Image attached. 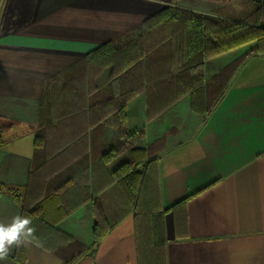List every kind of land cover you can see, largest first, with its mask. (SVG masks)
Instances as JSON below:
<instances>
[{"label": "crops", "instance_id": "crops-1", "mask_svg": "<svg viewBox=\"0 0 264 264\" xmlns=\"http://www.w3.org/2000/svg\"><path fill=\"white\" fill-rule=\"evenodd\" d=\"M224 6L239 9L240 0H0V185L23 187L33 164L42 161L35 158L33 141L43 131L38 122L49 80L73 79L83 69L85 54L108 42L121 44L125 35L167 7L210 15ZM246 48L207 60L205 80ZM95 81H82L88 83L86 98L74 105L94 97ZM57 125L48 132L50 146L71 144L72 154L111 140L117 128L119 143L102 157L108 172L99 170V181L92 177L96 186L127 175L130 150L145 147L149 133L176 126L159 160L163 207L189 197L185 225L175 229L171 213L165 216L166 264H264L263 56L245 61L204 118L190 111L184 96L148 121L141 93L104 127L89 123L88 110ZM82 190L85 194L88 187ZM89 205L85 202L64 219L73 235L86 241L93 224ZM16 215H21L19 204L0 194V223L8 224ZM23 247L24 263L15 259L13 246L0 264H60L28 240ZM73 264H137L133 215L127 214L92 253Z\"/></svg>", "mask_w": 264, "mask_h": 264}, {"label": "trees", "instance_id": "trees-1", "mask_svg": "<svg viewBox=\"0 0 264 264\" xmlns=\"http://www.w3.org/2000/svg\"><path fill=\"white\" fill-rule=\"evenodd\" d=\"M230 9L224 6L207 15L167 7L125 35L121 44L108 42L85 54L83 69L73 79L57 76L45 84L38 122L43 131L33 141L35 158L42 161L33 164L23 187L0 185V194H8L19 204L21 215L32 218L35 232L28 241L57 257L60 264H73L92 253L131 213L137 264H166L165 216L171 213L175 229L185 225L189 197L163 207L159 160L177 127L149 133L145 147L130 150L129 173L99 186L92 177L97 175L99 181L96 173L108 172L102 157L119 143L117 128L111 140L79 154H72L71 144L50 146L48 132L80 110H88L91 125L104 127L121 106L141 93L148 121L184 96L191 112L202 118L209 115L245 61L253 55L264 57V0H240L239 9ZM243 46L247 48L242 54L205 80L207 60ZM89 78H96L94 97L74 105L79 97L80 102L86 98L88 83L82 81ZM67 104L70 109L58 112L59 106ZM87 201L93 224L86 241L74 236L64 219ZM23 245L15 251L19 263L25 260Z\"/></svg>", "mask_w": 264, "mask_h": 264}, {"label": "clouds", "instance_id": "clouds-1", "mask_svg": "<svg viewBox=\"0 0 264 264\" xmlns=\"http://www.w3.org/2000/svg\"><path fill=\"white\" fill-rule=\"evenodd\" d=\"M34 232L32 218L27 215H16L8 224L0 223V260H6L10 249L22 246Z\"/></svg>", "mask_w": 264, "mask_h": 264}]
</instances>
